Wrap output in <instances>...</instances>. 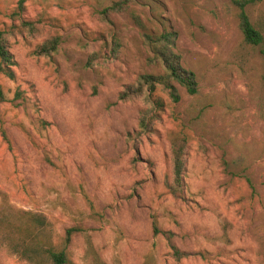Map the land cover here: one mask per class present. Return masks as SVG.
Instances as JSON below:
<instances>
[{"label": "rangeland", "instance_id": "374dc122", "mask_svg": "<svg viewBox=\"0 0 264 264\" xmlns=\"http://www.w3.org/2000/svg\"><path fill=\"white\" fill-rule=\"evenodd\" d=\"M121 1L0 0L17 62L13 81L0 76V192L47 217L71 264H264V41L243 44L233 0H127L103 13ZM130 13L177 34L195 96L173 83L177 102L158 85L119 99L164 74ZM247 13L264 35V0ZM54 38L57 51L37 56ZM177 139L179 198L165 186ZM0 264L28 263L0 249Z\"/></svg>", "mask_w": 264, "mask_h": 264}, {"label": "trees", "instance_id": "16d2710c", "mask_svg": "<svg viewBox=\"0 0 264 264\" xmlns=\"http://www.w3.org/2000/svg\"><path fill=\"white\" fill-rule=\"evenodd\" d=\"M232 3L238 11V29L242 35L243 44L251 48L260 46L264 41V35L251 22L247 13L248 6L254 5L256 0H233ZM128 8L127 0H122L114 3L103 13H119ZM130 15L136 27L141 31L143 41L152 54L151 62L159 64L164 74L142 76L141 86L137 90L129 88L120 95L119 99L123 101L139 95L143 88L142 85L149 88L151 92H154L158 85L167 92L173 102H177L179 96L173 83L185 89L189 96H195L198 92L196 75L182 66L180 56L174 51L177 34L172 31L152 34L135 13H130ZM10 35L9 31H0V76L13 81L15 79L14 68L17 66V62L9 51L8 37ZM58 45V38L44 42L38 49L37 56L49 57L57 51ZM18 97L19 92L16 93V98ZM4 103L5 94L0 85V116L1 106ZM0 132L2 138L8 141L5 130L2 128ZM185 149V139L172 141L170 147L171 180L170 182L167 181L165 186L170 194L176 198L180 197L182 187ZM79 232L80 230L75 228L68 229L66 231V244L70 242L74 234ZM153 234L170 236V234L161 232L155 222L153 223ZM53 237V226L43 213L18 209L9 203L6 194L0 192V249H4L10 256L17 257L28 264H71L66 249L60 251L55 249ZM171 249L174 251L176 260L179 261L183 254H180L173 246ZM96 263L99 264L100 260L96 259Z\"/></svg>", "mask_w": 264, "mask_h": 264}]
</instances>
